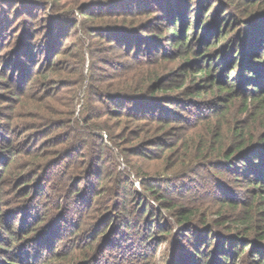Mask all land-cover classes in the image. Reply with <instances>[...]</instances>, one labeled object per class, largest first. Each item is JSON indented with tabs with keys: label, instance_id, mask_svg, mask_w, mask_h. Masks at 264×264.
Wrapping results in <instances>:
<instances>
[{
	"label": "rangeland",
	"instance_id": "1",
	"mask_svg": "<svg viewBox=\"0 0 264 264\" xmlns=\"http://www.w3.org/2000/svg\"><path fill=\"white\" fill-rule=\"evenodd\" d=\"M14 1L20 5H14ZM30 1L37 3L33 12L28 11ZM111 1H0V21L6 26L15 24L2 46L3 53L0 51V137L5 135L0 139V210L10 209L16 213L17 205L26 195L23 193L28 188L36 189V184H40L41 208L46 210L50 207L55 192L47 185L62 171H68L69 164L65 167L66 163L61 159L44 163L56 156L58 147L62 152V148L75 143L76 148V137L67 132L68 129L63 127L64 122L59 120L62 117L58 115L73 106L72 119H77V125L81 128L86 124L83 118L87 114L86 118L89 117V122L96 126L92 135L102 136L104 148L106 146V155L96 169L102 170L104 176L109 174L110 169L115 170L106 183L102 182L104 176L91 178L90 181L105 184L102 185L105 188L111 185L115 187L114 176L122 174L131 183V191L139 195L145 188L142 185L147 184L144 181L155 180L160 190L159 197L157 200L151 197L144 200L143 197L133 196L128 189L129 196L120 201L119 210L123 216L121 214L119 219L118 212L112 211L101 217L92 215L93 212L83 215L78 229L70 233V239L74 240L65 251L78 254L73 259L69 262L50 259L52 247L48 253L45 247L40 251L42 256H29L31 262L78 264L80 259L84 261L79 255L96 245V251L89 252L91 259L87 264H223V259H219L221 253L214 248L215 233L223 234L228 230L239 239H257L259 236L253 231L242 234L247 229L244 227L241 230L238 226L242 224L235 221L249 215L259 222V215L264 214V200H260V195L252 200L256 184L248 183L244 176L237 177L236 162L229 164L232 167L229 169L226 167L228 163L221 157L223 153L232 151L242 136L244 145L238 152L263 146V143L256 144L259 143L258 136L264 134V102L260 106L259 99L254 98L264 99V78L258 77L264 74L257 68L253 69L251 78L254 77L248 82V73L244 71L246 66L237 50L245 52L249 48L250 52L253 44L248 46V40L252 34L256 38L259 35L264 38V0H205L202 4H206L205 10H210L204 23L196 19L199 11L197 5L204 0H128L118 7ZM95 5L98 7L93 8ZM81 7H92L91 11L97 15L94 22L83 15L73 29L68 25L54 32V18L51 20L50 15L59 16L75 9L79 12ZM125 11H132V14H120ZM112 14L119 16V22L109 29L115 19ZM183 17H186L188 32L184 30L181 34L185 36L187 43L184 45L189 46L188 49L183 45H172L170 34L166 32L167 24L174 18L179 21ZM126 18L124 22L122 19ZM81 20L86 27L94 29L95 34L103 36H87L89 31L82 30ZM183 26L176 25L175 28L181 31ZM119 29L128 34L117 32ZM207 30L210 31L209 35L206 34ZM60 37L64 38L51 51L52 43L56 46L51 39L58 41ZM81 37L85 42H80ZM123 42L126 46H122ZM262 45L253 52L259 55ZM20 48L26 49L23 56H19L24 65L28 64L26 58L29 53L33 52L34 59L26 70L21 64L17 66L18 77L25 73L31 79L21 96L16 80L14 83L9 80L10 70H5L15 65V61L9 65L11 60L8 59L13 50ZM57 51L59 53L55 54ZM243 55L250 57L248 53ZM104 60L112 61L115 65H104ZM250 61L254 64L255 61L260 62L253 58ZM50 63L54 66L51 67ZM254 80L262 92L247 94L252 91L245 87L248 84L252 90L254 85L251 87L250 84H255ZM220 85L226 89L221 91L218 89ZM117 88H123L121 91L125 92V97L114 100L103 97L104 94L115 93ZM155 89L160 90L152 94ZM73 90H76L74 99L71 98ZM134 94L146 97L141 99L144 102L133 100ZM27 95L28 98H25ZM248 95L253 96L248 99ZM147 101L149 103H145ZM85 107V114L81 115ZM42 116L52 121L50 127ZM234 131H237V138ZM94 140L93 143L97 144ZM38 151L47 152L50 158L42 161L39 171L42 172V166H45L48 175L41 182V172L27 164L32 161L33 153ZM92 153L95 156L92 155L91 164L95 163L93 161L98 155L96 149ZM78 159L81 160L80 164L77 165L79 161L71 164L77 165V168L84 166L87 164V153L81 158L74 154L65 161ZM250 160L261 161L256 156L250 157ZM17 172H21L20 178L10 183ZM120 185L121 188L125 187ZM106 195L103 193V198L99 200L101 196L97 197L96 201H106ZM222 197L232 201L243 199L246 203L238 208L224 207L218 201ZM132 201L135 210H131ZM160 203H165L166 208ZM139 207L145 208V211ZM178 209L187 212L194 210L195 219L205 221L201 223L205 226V236L194 228L184 233L173 230L175 225H169L160 217H164L165 212L170 214L169 222H178ZM1 216L0 220L3 219ZM95 217L102 219L93 229L97 232L84 235L88 224L95 223ZM49 220L47 218L43 224H36L32 236L37 235L39 227L48 224ZM212 222L220 224L210 232ZM13 223L15 231L21 222L16 217ZM107 223L112 224V232H118L109 236V243L104 247V226ZM68 235V229L62 233L64 239L69 238ZM29 236L20 233L15 239H8L9 245L18 247L26 243ZM100 237L102 246L97 242ZM3 248L9 247L1 245L0 254ZM244 250L248 252L247 247ZM24 259L27 261V256ZM236 264H239V260Z\"/></svg>",
	"mask_w": 264,
	"mask_h": 264
},
{
	"label": "trees",
	"instance_id": "2",
	"mask_svg": "<svg viewBox=\"0 0 264 264\" xmlns=\"http://www.w3.org/2000/svg\"><path fill=\"white\" fill-rule=\"evenodd\" d=\"M0 1H2V0H0ZM125 2H128V0H112L111 1V3H113V5L115 7H118L119 4L121 5ZM203 2H205V0L200 1L199 5H197L198 6L197 9H199V11H197V13H196L197 14L196 19H198V22L204 23V21L206 19L205 18L206 14H207V12H209L210 9L205 10L206 4H202ZM262 2L264 3V1H262ZM8 3L9 2H7L6 4H8ZM251 3H252V1H251ZM16 4L20 5V3L18 1H14V5H16ZM36 4H37L36 2L33 3L30 1L28 4L29 5L28 11L33 12L37 6ZM97 7H98V5H95L93 8H97ZM178 7H180V6H178ZM90 8H92V7H89V8L88 7H81L79 12L77 11L78 16H76V14H75V13H77L75 11L76 9L74 10L75 13H74V11H65L64 13H62L59 16L50 15L49 18H51V20H52V18H54L53 19L54 20L53 25H52L54 32L56 31L57 28H58V30H62L61 27L68 26V25L71 27L70 29H73L80 22L79 19L83 15L85 16L86 19H91L94 22L97 15H95L91 11ZM2 9H5V8H2ZM176 11H175V13H176ZM131 12L125 11V12L120 13V14H122V15H125L127 13L132 14ZM112 15L115 17V19L113 20V24H111V28H109V29H112V26H115V24L117 22H119V16H117L115 14H112ZM51 16H53V17H51ZM8 18H11V16H9ZM122 20L124 22H126L127 18L122 19ZM241 20H242V22L243 21L245 22L244 19H240L239 21H241ZM82 23H83V21H82ZM183 23L184 24L186 23V17H183V19L179 20V21H177L176 18H174L166 26V32H168L170 34L172 45H174L176 47H178L180 45H183L185 47L186 45H184V44L187 43L185 36L183 37L181 33L184 30H185V33L188 32L187 31L188 30V24H185L183 26ZM3 24H6V23H3V21L2 22L0 21V51L2 50L1 51L2 53L4 50L2 46H4V44L7 42L6 41L7 37H10L9 33H10V30L12 29L11 27L15 25V24L14 25L8 24L9 26L8 25L6 26ZM57 24H60L61 26L58 27ZM176 25L183 26V27H181V31H178L175 28ZM86 26L87 25H85L83 23L82 30L88 29L89 33H86L87 36L88 35H89V37L91 35L101 36V37L103 36L100 33L95 34L94 29H92V28L90 29V27H86ZM108 27H110V26H108ZM93 28H95V27H93ZM5 29H7V30L4 32ZM262 29L264 30V26H262ZM219 30H220V32L222 31L221 29H219ZM54 32H53V34H54ZM117 32H119L121 34H128V33H126L125 30L121 31V29H119V31H117ZM209 33H210V31L207 30L206 34L209 35ZM82 36H83V34H82ZM84 36H85V33H84ZM87 36L85 37L86 39H87ZM63 38L64 37H60L58 41L51 39L52 41L56 42V46L54 47V44L52 43V46H51L52 48H50V50L52 51V49H56V47H58V45L60 44L59 42H61ZM218 38H221V37H218ZM113 40L114 39H112L111 41H113ZM116 40L118 41V39H116ZM263 40H264V38L260 37V35L257 36V38H256L255 34H252L251 38L248 40L249 41L248 46H250V44H253L256 46L253 47V45H252V49L250 50V52H249V48L247 50L246 47H245L246 48L245 52H244V50H240V49L237 50V53L239 54L240 58L242 59L243 63L246 66V69L244 71L246 73H248V79H247L248 82L252 81V79L254 77L253 76L251 78V74L254 73L253 69L256 70V68H257V71L260 70L261 73L264 74V62H262V60H264V44H263L264 41ZM83 41L84 40L81 37L80 42L83 43ZM260 45H262L263 47L261 48V51H259V55H260L259 56L255 53L256 51L253 52V49H255V48L257 49L258 47H260ZM122 46H126V45H124V42L122 43ZM187 47H189V46H186V48ZM24 50H26V49L20 48L17 50H13V52H11L12 56H10V58L8 60H11V63L9 65L13 64L14 61H15V65L14 66H8V68H5L6 71L10 70L11 76L9 77V80L11 79L10 81H12L13 83L15 82L14 80H16V83H17L16 85L18 87V90L21 91V92H19L20 96L22 93H25L24 88L26 85H28V83L31 79H29V75H26L25 73H21V75L18 77L16 74V72L18 71L17 66L19 64H21V67H25L24 69L26 70V68L30 65V63L32 61H34V59H32L33 58V56H32L33 52H31V54L29 53L28 57L26 58V61L28 62V64L24 65V63L21 61V58H19V56H23L22 54H24L26 52V51L24 52ZM58 51L55 54L59 53ZM14 52H16L18 54V57H16V53H14ZM62 52L63 51H61V53ZM188 52H187V54H188ZM247 53H248V55L250 54V57H249L250 59L253 58L254 60H258V61L260 60V62L258 63L255 61V64L253 62L251 63L250 59L247 58L245 55H243V54H247ZM237 59H239V58H237ZM102 60H103V58H102ZM110 64L112 66L115 65V64H113L112 61L104 60V65H110ZM31 66H34V65H31ZM50 66L53 67L54 64L50 63ZM259 66H261V68ZM5 67H7V66H5ZM201 71H199V72H201ZM204 71H206V69ZM256 74L257 73H255V76L257 77L258 75H256ZM239 76H242V75L240 74ZM258 77L264 78V75L263 76L260 75ZM16 85H15V87H16ZM253 85H254V87H253ZM248 86L249 85L247 84V86L245 87L246 90H249L252 92L251 93L247 92V94H253V93L257 94L259 92H262V90L259 89L256 81H255V84H250V86L253 87L252 90L249 89ZM160 88L163 89L162 87H160ZM219 88L221 91L226 89V87L222 86V85H220L218 87V89ZM122 89L123 88H121V89L117 88V91L115 93H107V95L104 94L103 97H107L108 100H114L117 98L122 99L123 97H125V92L121 91ZM159 90L160 89H158V90L155 89L151 93L154 94ZM73 91L74 92L71 95L72 99H74V94H75L76 90H73ZM24 95L25 94H23V96ZM134 95L135 96L133 97L134 98L133 100H138V101L144 102V100H141V99L146 98V97L137 96V95H141V94H134ZM196 95H199V93H197ZM253 95H248V99H250V97ZM28 96L29 95H27L25 98H28ZM248 99L246 100V103H247ZM254 99H259L258 101L261 104L260 106L263 105L264 99H262V98H254ZM252 101H253V99H252ZM145 103H149V101H147ZM20 107H22V106H20ZM85 110H86V107L83 110V112H81V115L85 114L84 113ZM72 114H73V106H70L69 108L66 109V111L64 113L58 114L59 116L62 117V118L60 117L61 119H59V118L58 119L61 120V122H64L63 127H66V129H68L67 132L72 137H74V138L76 137V141L78 142L76 148H74L75 143L68 144L66 149H64L65 147L62 148V150H61L62 152L59 151L60 149L58 147L56 149V153H55L56 156H54L51 159L48 158L49 154H47V152L45 154V153L38 151L36 153H33V156L31 157L32 161L27 163L28 165H30V168L37 169L38 171L41 168L42 161L47 160V159H50V160H47L44 163V165L50 163L51 161H53V159H54V162H55V160H60V159L64 160V162L66 163L65 167L69 164V167H68L69 170L67 169L68 171H62L58 177L51 180V182H49V184L47 185V187H49L50 190L52 189V191L55 192L54 199L51 200V203L49 204L50 207L46 210H43L41 208L42 201L40 199L41 197H40V193H39L40 188L38 187L40 184H38V185L36 184V189L35 188L34 189L28 188L27 191L25 193H23V194H26L27 196L25 195L22 202L17 205V212L16 213H14V211L10 210V209L2 210V211L0 210V214L3 216V219L0 220V246L1 245H6V246L8 245V247H9V248H3L2 252H1L2 256L0 257V264H34L33 262H31V257H29V256H32V255L34 256V254L38 255V256H42V253H40V251L42 250V248H45V247H46L45 252H47V253L49 252V250H51L50 248L52 247V250L49 254L50 259H54L57 261H64L65 260L66 262L67 261L69 262L70 259H73V257H75L74 255H78V254H73V253H70V254L65 253V251L68 250L69 246L72 244V240H74L73 238L70 239V233L74 232L76 228L78 229L77 225H79V223L82 222L81 219H82L83 215H86V214L90 215L93 212L92 215L97 214V216L101 217L104 213H106L108 211H112L113 213L118 212V214H117L118 219L120 218L121 214L123 216L122 211L119 210L120 201L124 200L125 197L129 196L128 189H129V191L132 190L131 189V187H132L131 183L128 181L127 177H124L122 174L119 175L118 173H117V175L114 176V179H115L114 182H116L115 187H114V185H111L110 188H108V187L105 188V187H102V185H105V184H102V183L96 184V183H92V181H90L91 178L104 176L102 170H100V169L97 170L96 168H97L98 164L103 160V156L106 155L104 153V151H107V150H105L106 146L104 148V143H103V140L101 139L102 136L97 135L95 137L92 135L93 134L92 130L95 129L96 126L94 125L95 123L89 122V117L86 118L87 114H85V117L83 118L84 121H86V124H84V126H82L81 128L77 125L79 121H77V119H72V117H71ZM42 118H43L42 120H44V122H47L46 125H48V127H50L52 125V123H51L52 121L49 118H47L45 116L44 117L42 116ZM156 120L158 121L159 118ZM60 126H62V125H60ZM164 126L165 125H163L162 127H164ZM237 131H234L235 138L238 137ZM258 137H259L258 138L259 143L256 145L263 143V146L260 147L261 150L259 149V147H255L252 150H248L246 152H238L239 150H242L241 148L244 145L243 142H241L244 139V136H242L241 141H239L237 143V145H235L234 148H232L233 149L232 151H230L228 153H223L221 156L222 160L225 161L226 163H228L226 165V167H228L229 169H232V167H230L229 164L231 165L233 162L234 163L236 162V166H238L237 170L239 173L237 175V177L238 176H244V178L246 179V181H248V183L256 184V187L254 188L255 195L252 197V200L253 199L255 200L257 195H260L259 196L261 198L260 200H264L263 199V197H264V134H260ZM3 138H5V135L0 137L1 140ZM250 138H252V137H250ZM93 140L98 145L93 143ZM92 144H93V147H92ZM3 145H4V142H3ZM95 149L97 150L98 155L96 156V159L93 161L95 163L91 164V163H89V161H90L92 155H94V153H92V151ZM84 151H85V153H87V162H86L87 164H84V166L77 168V165L80 164V161H81L79 159L74 161V162H69L70 160L65 161V159H67L68 157H71L74 154L79 155L80 158L83 157V155L85 154ZM255 156L258 159H261V161L257 162V161L250 160V157H255ZM76 162H78L77 165H73ZM71 163H73V164H71ZM3 165L6 166L5 163ZM53 165H54V163H53ZM42 168H43V169H41L42 172L39 171V172H41V174H40L41 177H43V178H41L40 182L42 180H44V178H46L48 175V172L45 173V169H47V168H45V166L44 167L42 166ZM108 173L109 174L102 177L104 179L101 178L103 180L102 182L106 183L108 181V179L111 177L110 175L115 173V170L110 169V172H108ZM20 175H21V172H17L16 174H14L15 178L13 176L11 178L10 183H12L13 181L16 182L17 181L16 179H19ZM119 179H121L122 181L120 182ZM154 181L155 180H153L152 182L151 181L150 182H145V181L143 182V183H147V184L142 185V186H145V188L143 187V189H142L143 193H141L139 195L135 191H133V192L131 191V193L135 197L136 196L143 197L144 200L148 197H151L153 200L154 199L157 200V197H159L158 194L160 193V190H159V186L156 185V183H154ZM120 184L125 185V187L122 186L123 188H121ZM103 193L107 194L106 195L107 200L106 201H99L100 199L103 198V196H102ZM97 197H100V198H99V200L96 201ZM227 197H222L218 200L221 203V205H223L224 207L230 206L233 208H238L239 206L244 205L246 203L243 199H241L239 201H232V200H229V198H227ZM145 202L147 203V201H145ZM158 202H160V201L158 200ZM128 203H129V201H128ZM132 203H133V201H132ZM167 203L170 204L169 201H167ZM160 205L162 206L163 204L160 203ZM163 206H164V208H166L165 203ZM135 207L136 206H134V203L131 204V210H133V209L135 210ZM139 209L141 211L144 209V211H145V208L139 207ZM125 210H127V209L125 208ZM94 212H96V213H94ZM164 214H165L164 217L163 216H160V217L162 219L166 220V223H169V225H175V228L173 230L177 229L178 232L184 233V232H188L189 230L194 228L195 230L198 229V231L203 233V235L206 231L204 224H201V223H204L205 221L203 220V222H201V220L195 219V211L194 210H189L187 212V211H184L182 209H178V212H177L178 222L176 220H173L174 219L173 218L172 219L173 221H170L171 223L168 221L169 220L168 215L170 216V214L165 213V212H164ZM2 216H1V218H2ZM112 216H110L109 218H111ZM259 216H260L259 222H257V220L254 221V218L249 216V215H246L243 218L235 221L236 224H242V226H238V228L241 227V230H244L245 228L247 229L246 232L242 231V234L247 235L246 233H248V231H253L254 234H258L259 237L257 239H245L243 237H241L242 239H239V237H236L235 235L231 234L228 230H226V233H223V234L215 233L217 237H214V239H215L214 248L217 249L221 253L220 254L221 257H219V259H223V264H236L237 260H239V264H264V222H263L264 221L263 220L264 214H261ZM16 217L19 218L21 225H20V227L18 226L16 228L17 230L14 231L13 219H15ZM100 217L99 218L95 217L97 219L95 220V223L92 225H91V222L89 224L87 223L89 225L90 229L88 228L86 230V232L84 231V235L87 233L88 234L91 233L93 235V234H95V232H97V230H93V229L95 228V226L98 225L99 222H101L100 220H102V219ZM47 218L50 219L48 221V224H44V225L40 226L39 227L40 229L37 231L38 234L35 236H32L36 230V228H34L35 225L38 224L39 222L41 224H43L42 222H44ZM90 218H93V217L91 216ZM104 223L105 222H103V224ZM213 224L214 223L212 222L211 225H209L210 226V232H213V228L217 227L220 223L215 222V224L214 225ZM178 226L180 227V229H178ZM104 227H105L104 233H106V241H105L104 247H106V245H107L106 243H109V236H111L112 234L115 235L118 232V230L115 233L112 232L113 231L112 224L109 225V223H107ZM125 227H128V225H125ZM67 229L69 230V235H68L69 238L64 239L65 237L63 238L62 233L67 232ZM228 229L230 230L231 227L229 226ZM91 230H93V231H91ZM89 231H91V232H89ZM20 233H22V235L26 234V236L30 235L26 239V243H23L22 245H18V247H14V246L11 247L9 245L10 241L8 242V239H10V240L15 239L18 236V234H20ZM81 233H83V231ZM204 236H203V238H208V236H206V237H204ZM100 240H101V237H100V239L97 240V242H99V245H100ZM100 246H102V245H100ZM226 247L228 248L227 250H225ZM246 247L248 248V252L246 250H244ZM95 248H96V245H95V247L90 246L88 248V252H85V253L83 252L82 254H80L79 256L83 257L84 261H82L83 259L82 260L80 259V262H78V264L89 263L90 262L89 260L91 259V255L89 254V252H90V250H92L91 252L94 253L96 251ZM27 251L30 253H27ZM24 256H27V258H28L27 261H26V259H24ZM2 257H4V258H2ZM21 257H22V259H21ZM92 262H93V260H92Z\"/></svg>",
	"mask_w": 264,
	"mask_h": 264
}]
</instances>
